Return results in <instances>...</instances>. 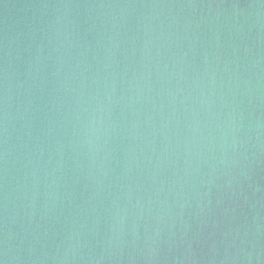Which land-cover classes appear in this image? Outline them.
<instances>
[{"label":"water","instance_id":"water-1","mask_svg":"<svg viewBox=\"0 0 264 264\" xmlns=\"http://www.w3.org/2000/svg\"><path fill=\"white\" fill-rule=\"evenodd\" d=\"M0 264H264V0H0Z\"/></svg>","mask_w":264,"mask_h":264}]
</instances>
